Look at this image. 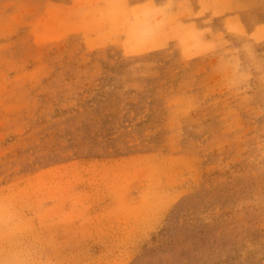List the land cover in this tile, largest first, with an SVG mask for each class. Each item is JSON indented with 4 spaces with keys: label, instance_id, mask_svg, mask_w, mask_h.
Wrapping results in <instances>:
<instances>
[{
    "label": "rangeland",
    "instance_id": "1",
    "mask_svg": "<svg viewBox=\"0 0 264 264\" xmlns=\"http://www.w3.org/2000/svg\"><path fill=\"white\" fill-rule=\"evenodd\" d=\"M35 1L0 0V245H24L19 221L42 169L73 152H153L173 192L138 263L264 264V42L207 31L197 48L188 31L152 50H87L78 36L43 41ZM155 80L164 111L117 127L112 88Z\"/></svg>",
    "mask_w": 264,
    "mask_h": 264
},
{
    "label": "crops",
    "instance_id": "2",
    "mask_svg": "<svg viewBox=\"0 0 264 264\" xmlns=\"http://www.w3.org/2000/svg\"><path fill=\"white\" fill-rule=\"evenodd\" d=\"M35 4L36 32L43 41L78 36L79 46L87 50L109 45L129 52L152 50L171 40L183 41L188 31L195 32L197 48L211 40L198 34L207 31L215 32V38L239 34L251 42H264V0H36ZM112 89L117 127L147 125L148 118L141 121L134 113L164 111L160 97L168 91L158 80L145 87ZM89 91L90 97L106 92ZM154 154L73 152L58 166L42 169L43 183L28 195L27 210H22L19 221L25 224L19 231L25 247L13 250L5 241L0 245V263L12 264L14 258L17 264H139L138 241L161 230L168 215L160 213L170 205L173 192L157 183L166 173L155 168ZM157 185L163 187L160 198ZM7 231L1 227L4 240Z\"/></svg>",
    "mask_w": 264,
    "mask_h": 264
}]
</instances>
